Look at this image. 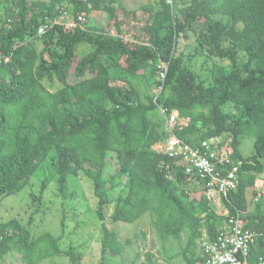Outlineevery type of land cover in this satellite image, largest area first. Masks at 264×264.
I'll return each mask as SVG.
<instances>
[{
    "label": "trees",
    "instance_id": "16d2710c",
    "mask_svg": "<svg viewBox=\"0 0 264 264\" xmlns=\"http://www.w3.org/2000/svg\"><path fill=\"white\" fill-rule=\"evenodd\" d=\"M118 8L116 0H0V55L9 57L0 62V201L40 176L32 195L40 204L54 177L62 192L70 177L83 175L102 221L99 264L126 249L106 228L108 207L113 222L133 223L148 213L165 243L185 235V264L200 261L203 234L213 240L239 211L256 234L248 255L256 264L264 255V195L250 202L264 174V0H154L142 7L148 17L141 43L122 38ZM92 12L106 15L114 35L89 24ZM181 39L188 41L182 49ZM147 72L158 93L143 102L132 78ZM159 109L185 121L174 133L189 145L219 138L232 150L238 185L223 202L227 215L209 206L205 182L195 175L178 167L167 178V133L152 117ZM245 136L254 138L247 157L239 151ZM60 241L49 233L35 238L17 220L0 223V260L15 253L24 264L57 256L79 264L80 255ZM143 257L139 264H159L151 251Z\"/></svg>",
    "mask_w": 264,
    "mask_h": 264
},
{
    "label": "rangeland",
    "instance_id": "374dc122",
    "mask_svg": "<svg viewBox=\"0 0 264 264\" xmlns=\"http://www.w3.org/2000/svg\"><path fill=\"white\" fill-rule=\"evenodd\" d=\"M116 1L120 2L122 6V9L118 8L117 10V17L124 41L129 43L145 42L142 29L146 24L148 13L142 7L150 2L153 3L154 0ZM114 7L117 8V5ZM88 18L89 24L103 26L106 33L114 35L115 30L112 25L110 24V28L107 27L109 22L104 13L92 12ZM57 20L69 26L72 24L71 19L67 17L61 19L59 17ZM199 26H204L203 20L199 21ZM187 44V40H180L181 49ZM216 62L224 66L227 65V62L218 60ZM152 80L149 72H147L146 77L132 78L143 102H146L145 94L154 96L158 93V89L151 85ZM152 117L154 122L165 125V120L159 112H155ZM253 142V137L241 138L239 151L243 157L254 153ZM41 179L40 176L32 178L23 190L0 201V223L17 220L28 227L31 235L35 238L45 233L60 237V245L64 251L73 249L80 255L79 264H99L102 221L97 217V199L94 197L91 181L83 175L70 177L64 191L60 192L57 179L54 177L46 186L41 196V203H33L32 195L39 193ZM258 180L260 182L256 184L257 187L260 186V195H264V174ZM255 190L258 192L256 187ZM259 199L260 196L257 194L253 198V203L250 202V204L253 205ZM112 211V207L106 208L104 223L108 230L118 235V239L125 244L126 249L122 256H106L108 263L139 264L143 261L145 252L151 251L157 255L159 264H185L180 255L181 250L186 246L185 235H182L179 241L170 239L165 243L159 239L153 230L152 217L148 213L133 223H123L111 221ZM29 220L32 223H29ZM127 241L128 244H126ZM0 264L24 263H22L20 255L14 253L0 260ZM43 264H69V260L63 256H57L45 260Z\"/></svg>",
    "mask_w": 264,
    "mask_h": 264
},
{
    "label": "built area",
    "instance_id": "2783aa9c",
    "mask_svg": "<svg viewBox=\"0 0 264 264\" xmlns=\"http://www.w3.org/2000/svg\"><path fill=\"white\" fill-rule=\"evenodd\" d=\"M80 22L83 21L79 17ZM46 26L39 28L37 35L43 34ZM9 57L0 55L6 62ZM166 66L161 63L158 66V74L161 80L165 78ZM165 118L166 110L159 109ZM178 113L171 112L165 118L166 140L163 143L164 153L171 160L163 165L166 176L172 179L176 168L184 170L186 175H195L204 181L203 192L206 200L215 212L220 216L227 215V210L223 204L227 200L228 194L235 191L238 185L239 166L233 164L231 160L232 150L221 145L219 138L203 141L197 146L177 138L174 130L185 121H177ZM256 234L246 227V221L242 219L241 213L228 217L218 230L215 238L209 240L205 234L197 242L200 261L196 264H249L248 255L251 246L254 244ZM256 264H264V255Z\"/></svg>",
    "mask_w": 264,
    "mask_h": 264
},
{
    "label": "crops",
    "instance_id": "0c3cea01",
    "mask_svg": "<svg viewBox=\"0 0 264 264\" xmlns=\"http://www.w3.org/2000/svg\"><path fill=\"white\" fill-rule=\"evenodd\" d=\"M260 182V180H257V182L256 183H259ZM259 187V188H258ZM257 187V190H258V195L260 196V192H259V190H260V186H258ZM253 205H251V207H252Z\"/></svg>",
    "mask_w": 264,
    "mask_h": 264
}]
</instances>
